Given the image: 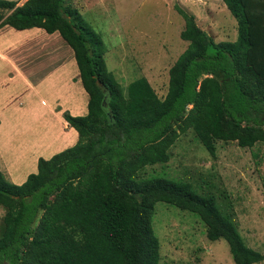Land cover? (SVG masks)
Returning <instances> with one entry per match:
<instances>
[{
	"label": "trees",
	"instance_id": "trees-1",
	"mask_svg": "<svg viewBox=\"0 0 264 264\" xmlns=\"http://www.w3.org/2000/svg\"><path fill=\"white\" fill-rule=\"evenodd\" d=\"M221 1L236 22L233 42H216L175 7L188 45L169 69L162 99L144 77L125 88L117 82L101 36L65 0L0 1V28L59 34L88 96L86 115L62 114L78 135L72 147L39 158L22 184L0 172V264H159L152 229L158 202L198 216L209 241L227 243L234 264L264 260L214 193L144 175L147 167H165L188 130L212 156L217 142L264 144V0Z\"/></svg>",
	"mask_w": 264,
	"mask_h": 264
},
{
	"label": "rangeland",
	"instance_id": "rangeland-1",
	"mask_svg": "<svg viewBox=\"0 0 264 264\" xmlns=\"http://www.w3.org/2000/svg\"><path fill=\"white\" fill-rule=\"evenodd\" d=\"M0 1H13L19 6L26 0ZM65 1L77 9L85 26L101 36L106 68L123 88L144 77L156 95L164 98L169 69L188 45L180 38L184 20L175 7L188 12L192 1ZM218 8L215 11L217 16L213 18L202 12L205 9L199 11L193 8L198 15L196 23L216 42L234 40L237 36V31H234L236 22L226 8L227 15ZM222 23L228 26L223 28ZM65 45L56 34L53 39L45 40L41 48L28 50L27 55L28 58L55 57L54 61L60 67V85L64 84V80L65 83L76 84L77 66V71L72 69L73 72H68L72 68L73 57L70 48ZM43 61L45 66L42 67H50L49 61ZM83 99L84 105L86 96ZM7 130L9 134H15L13 127ZM16 130L22 131L20 127ZM43 130L45 128L41 124H35L26 129L25 135L18 136L14 143H0V172L7 181L14 184L24 181L29 167L37 161V156L27 155L25 149L34 142L43 141L39 139ZM60 131L67 135V129L61 128ZM72 143L55 146L54 141L52 145L53 149H62ZM169 151L170 159L165 167H147L144 175L153 172L151 176L189 182L198 194L214 193L218 205L231 214L246 246L264 256V144L241 148L236 142H217L212 156L188 130L179 135ZM224 196L227 198L223 199ZM3 216L4 210L0 207V223ZM152 229L159 243V264H234L227 243L224 240L209 241L205 225L193 213L158 202L154 206ZM258 264H264V260Z\"/></svg>",
	"mask_w": 264,
	"mask_h": 264
},
{
	"label": "crops",
	"instance_id": "crops-1",
	"mask_svg": "<svg viewBox=\"0 0 264 264\" xmlns=\"http://www.w3.org/2000/svg\"><path fill=\"white\" fill-rule=\"evenodd\" d=\"M190 1L193 5H189L192 9L188 8V12L195 18H198V15L194 13L193 8L199 11L205 9L202 12L213 18L215 15L217 16L215 11L219 7L218 9L227 15L225 11L227 8L221 0ZM221 25L223 28L228 26L225 23ZM234 31L237 30L234 29ZM56 34L61 39L57 32L47 34L39 28L21 31L9 26L0 28V143H14L18 136L26 134V129L29 130L33 125L41 124L45 130L39 139L43 141L34 142L30 148L25 149L27 155L33 158L37 156L36 160L43 157L49 159L54 153L56 154L66 147H72L77 142V132L67 125L63 117L61 120L60 112L62 110V114L63 112H70L72 115L84 116L87 113L88 96L81 85L79 76L76 84L70 82L72 86L69 82L65 83V80L63 81L64 84L60 85V67L54 61L55 57L28 58V50L41 48L45 40L53 39ZM234 40L229 41L233 42ZM61 41L65 44L62 39ZM69 50L73 57V52L71 49ZM43 60L49 61L50 67H42L45 66ZM71 65L72 68L70 67L68 72H73L72 69L77 71L74 57ZM84 96H86V101L83 105L81 100H84ZM60 104L63 106L59 107ZM11 127L14 128L15 134H9L7 128ZM18 127L22 130L21 132L16 130ZM61 128L68 130L67 135H63L64 133L60 131ZM54 141L56 142L55 146L69 144L71 141L73 143L65 145L62 149H57L58 147L53 149L52 143ZM18 143L22 144L23 141ZM33 171L35 173L37 171V161L29 167L26 177L29 172ZM24 181L16 184H22Z\"/></svg>",
	"mask_w": 264,
	"mask_h": 264
}]
</instances>
